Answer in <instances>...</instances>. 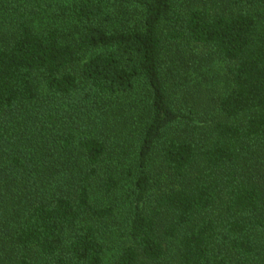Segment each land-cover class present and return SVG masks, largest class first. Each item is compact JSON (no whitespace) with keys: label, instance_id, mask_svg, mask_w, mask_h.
Returning a JSON list of instances; mask_svg holds the SVG:
<instances>
[{"label":"trees","instance_id":"obj_1","mask_svg":"<svg viewBox=\"0 0 264 264\" xmlns=\"http://www.w3.org/2000/svg\"><path fill=\"white\" fill-rule=\"evenodd\" d=\"M0 264H264V0H0Z\"/></svg>","mask_w":264,"mask_h":264},{"label":"rangeland","instance_id":"obj_2","mask_svg":"<svg viewBox=\"0 0 264 264\" xmlns=\"http://www.w3.org/2000/svg\"><path fill=\"white\" fill-rule=\"evenodd\" d=\"M210 77L214 78V81H216V84H213V88L218 90V89H222L223 88V82L220 79L221 76V68L219 66H215L210 72ZM122 205H125L124 202H122ZM118 244V243H117ZM115 246H111L110 251H108V258L110 261V259L112 258V255L116 252L115 250Z\"/></svg>","mask_w":264,"mask_h":264}]
</instances>
